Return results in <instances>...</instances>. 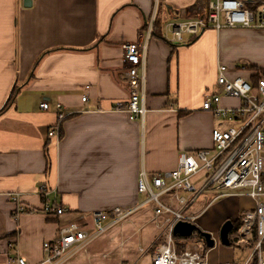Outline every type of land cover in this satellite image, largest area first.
Here are the masks:
<instances>
[{"label": "crops", "instance_id": "obj_1", "mask_svg": "<svg viewBox=\"0 0 264 264\" xmlns=\"http://www.w3.org/2000/svg\"><path fill=\"white\" fill-rule=\"evenodd\" d=\"M194 4L0 0V109L14 85L22 86L15 104L0 116V264L16 255L28 264H40L43 243L54 239L61 226L76 223L92 229L93 211L132 209L143 202L138 194L142 171L169 172L181 153L213 148L212 132L222 122L201 106L205 95L216 89L219 64L232 68L219 55L217 42L230 29L206 30L180 45L165 31V40L152 36L156 16L166 23ZM144 41L140 104L145 113L114 111L131 98L123 47ZM248 74L245 78L253 76ZM86 94L88 100L82 102ZM42 100L49 103V111L40 108ZM57 104L72 113L62 123L58 140L48 137L57 121ZM41 186L56 189L51 201L63 205L66 214L43 213ZM11 194H20L25 207L18 216ZM214 194L192 208L199 216L197 226L215 241L213 248L204 247L206 261L245 264L255 241L237 245L234 232L230 245L224 246L219 232L228 220L242 223L243 214L253 209L251 200ZM162 223V218H154V205L147 204L67 264H137L147 255L152 260L161 243ZM201 241L179 240L184 247L180 253H196Z\"/></svg>", "mask_w": 264, "mask_h": 264}, {"label": "built area", "instance_id": "obj_2", "mask_svg": "<svg viewBox=\"0 0 264 264\" xmlns=\"http://www.w3.org/2000/svg\"><path fill=\"white\" fill-rule=\"evenodd\" d=\"M264 30V0H195L190 10L182 11L165 23V33L175 44H184L206 30L222 29ZM147 42L127 44L123 47L128 68L126 84L131 91L127 104H117L113 110L143 115L142 90L144 77L140 68L146 53ZM242 70H247L246 66ZM219 64L216 89L206 94L201 110L222 122L212 132L213 148L193 153H181L175 169L148 174L142 171L138 179V194L143 202L132 209L116 207L91 213L93 228L71 223L61 226L56 237L42 245L44 259L40 264H67L92 242L113 226L127 220L136 210L154 205V218H162L158 239L161 241L152 257V264H208L205 241L198 242L196 253H179L174 227L179 222L196 224L198 215L192 208L207 190L215 188L224 195L247 196L255 207L242 216L241 226L235 232V243L254 240L253 251L245 264H264V73L244 78ZM231 73L233 77L226 74ZM88 89V87H86ZM87 102L88 95L82 96ZM43 111H49L47 101L40 102ZM57 121L48 137L58 140L61 125L72 113H65L56 105ZM151 177V179H150ZM42 211L50 217L66 214V209L56 199V189L39 187ZM222 196V195H220ZM16 204L15 216L25 212L20 194H11ZM192 236L201 237L195 232ZM202 240H204L202 238ZM140 252H145L140 249ZM8 264H28L20 255L8 258ZM230 264V263H228Z\"/></svg>", "mask_w": 264, "mask_h": 264}, {"label": "rangeland", "instance_id": "obj_3", "mask_svg": "<svg viewBox=\"0 0 264 264\" xmlns=\"http://www.w3.org/2000/svg\"><path fill=\"white\" fill-rule=\"evenodd\" d=\"M164 31H166L165 22L162 21L161 32L163 35ZM217 42L219 55L232 66L231 69L237 66V69L243 73L241 77L245 78L250 72L252 74H262L264 72V30L241 28L225 30L218 37ZM243 66H246L247 70H242ZM220 192L222 191L215 188L207 190L198 198L193 207L195 208L200 200L209 198V195L211 196L210 200L212 196H215L214 193L220 194ZM249 204L252 205V208L255 207V203L252 200ZM189 238H194V236ZM178 244L179 241H177V246ZM178 252L180 253L179 250ZM138 259L137 264H152L150 255L142 256Z\"/></svg>", "mask_w": 264, "mask_h": 264}, {"label": "water", "instance_id": "obj_4", "mask_svg": "<svg viewBox=\"0 0 264 264\" xmlns=\"http://www.w3.org/2000/svg\"><path fill=\"white\" fill-rule=\"evenodd\" d=\"M234 229V223L231 220L226 221L219 232V239L220 242L224 246L230 245V235L231 232ZM195 232L199 233L201 237L204 239L205 244L208 248H213L215 245V241L212 238V235L207 232H202L198 226L195 224H192L190 222H179L174 227L173 234L175 236H179L181 238H189L191 237Z\"/></svg>", "mask_w": 264, "mask_h": 264}, {"label": "trees", "instance_id": "obj_5", "mask_svg": "<svg viewBox=\"0 0 264 264\" xmlns=\"http://www.w3.org/2000/svg\"><path fill=\"white\" fill-rule=\"evenodd\" d=\"M156 36L157 38L161 39V40H165L162 36V32H161V20L159 19V17H155L154 21H153V24H152V36ZM196 39V38H195ZM260 73V72H259ZM264 72H262L263 74ZM253 75V74H252ZM253 77V76H251ZM21 88L22 86H19V85H14V87L12 88L5 104L3 105V107L0 109V116L3 115L4 113H6L16 102L19 94L21 93ZM241 226V222H235L234 223V229L233 231L231 232L234 233L237 231V229ZM184 239H187V238H181L179 236H176V240L179 241V240H184ZM184 249L183 246L181 245H178V250L181 252L182 250ZM206 249H209L207 246H206Z\"/></svg>", "mask_w": 264, "mask_h": 264}]
</instances>
